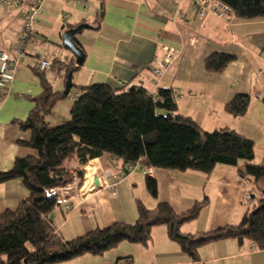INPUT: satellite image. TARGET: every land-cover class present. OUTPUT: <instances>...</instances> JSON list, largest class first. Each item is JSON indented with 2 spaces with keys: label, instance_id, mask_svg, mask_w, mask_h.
<instances>
[{
  "label": "crops",
  "instance_id": "1",
  "mask_svg": "<svg viewBox=\"0 0 264 264\" xmlns=\"http://www.w3.org/2000/svg\"><path fill=\"white\" fill-rule=\"evenodd\" d=\"M64 3L63 0L45 3L36 24L39 34L29 41L13 82L7 88H0V172L11 169L17 156L34 152L21 143L30 141L32 132L22 130L15 122L25 120L34 107V103H29L19 91L24 86L20 81L24 62L27 58L33 59L36 72H39L36 64L41 59L52 62L70 59L76 64L75 55L62 45V34L80 23L90 24L92 34L85 40L78 35L75 37L85 53L83 65L73 72L75 85L143 86L152 94L159 88H169L180 114L193 118L208 131L234 129L253 139L255 148L264 149V17L243 19L233 13L231 19L214 14L201 19L191 0H96L92 5L96 15L91 19L87 11L77 7L81 4ZM27 5L28 0H18L0 9V45L11 54L21 36L22 14ZM64 14L68 17L63 18ZM47 42L57 46L53 59L39 53ZM163 44L180 50V55L156 83L151 66L163 57ZM215 53L231 54L234 59L221 71H209L206 59ZM55 71L57 76L52 86L64 91L67 70L55 67ZM6 89L15 94H8ZM42 91L41 84L38 93ZM72 91L79 90L73 87ZM239 93L251 98L243 116L226 110L227 103ZM10 102L14 103V109H6ZM59 102L47 118L52 125L70 117L72 104ZM19 105L25 113L18 111ZM59 109L66 115L58 116ZM254 162L264 164V158ZM89 164L95 169L93 174L101 176L102 184L86 196L72 193L71 210L75 213L68 214L63 221L54 212L58 232L65 239L115 222H135L138 200L151 209L161 202H169L180 214L206 201L195 219L181 225V231L187 234L208 232L239 224L261 197V180L255 183L252 177L241 174L246 161L238 165L218 164L210 173L154 167L152 177L158 182L156 197L147 191V174L139 170L125 174L129 164L120 158L104 153ZM105 170H111L118 178L115 186H106L107 181L113 183L115 178H105ZM255 188L258 189L257 198ZM28 195L22 179L0 183V211L16 209ZM125 245L103 255L86 253L56 264H122L128 261L129 264H197L169 236L166 225L152 228L147 245ZM253 246L248 239L215 241L200 248L201 263L264 264V249L251 250Z\"/></svg>",
  "mask_w": 264,
  "mask_h": 264
},
{
  "label": "trees",
  "instance_id": "2",
  "mask_svg": "<svg viewBox=\"0 0 264 264\" xmlns=\"http://www.w3.org/2000/svg\"><path fill=\"white\" fill-rule=\"evenodd\" d=\"M222 1L240 18L264 17V0ZM233 59L231 54L215 53L206 59V68L221 71ZM58 62L54 60L52 66L58 68ZM79 67H66V81L69 73ZM39 74L42 93L30 99L34 107L28 117L15 121L22 130L32 132L31 140L21 143L34 152L17 156L11 169L0 172V183L22 179L29 191L16 209L0 211V264H56L86 253L103 255L123 241L147 245L157 225H166L169 236L197 264H202V246L223 239H248L256 249H264V188L257 204L237 225L183 233L181 225L195 219L206 201L180 214L169 202L151 209L138 200L135 222H115L71 239L63 238L51 213L69 196L57 190L78 183L88 163L104 153L127 165L141 162L157 168L205 173L218 164L238 165L245 160L241 174L252 177L255 183L264 179V164H255V141L248 136L230 128L208 131L193 118L180 114L169 88H159L152 94L143 86L73 83L79 91L70 117L52 125L48 116L70 94L55 90L45 75ZM250 101L248 94H236L226 110L243 116ZM146 187L152 196L158 195L157 179L146 175Z\"/></svg>",
  "mask_w": 264,
  "mask_h": 264
},
{
  "label": "built area",
  "instance_id": "3",
  "mask_svg": "<svg viewBox=\"0 0 264 264\" xmlns=\"http://www.w3.org/2000/svg\"><path fill=\"white\" fill-rule=\"evenodd\" d=\"M18 0H0V9L5 8L6 6L13 4ZM48 0H28V5L22 14V31L19 42L14 45V53L11 54L4 50L0 45V88H7L15 79V75L17 70L19 69L27 51V46L29 41L39 34L36 24L39 15L43 12V8L45 3ZM68 3H88L91 0H63ZM193 6L195 8L196 14L199 18L205 19L210 14L217 15L222 18L231 19L233 16L232 8L222 0H191ZM68 17V14H64L63 18ZM163 57L161 59H156L155 63L151 66L152 72L155 77L156 83H159L162 76L168 70V68L177 60L180 55V50L174 48L169 45H162ZM52 66V61L48 59H41L36 64V69L45 72L48 68ZM78 95L75 93L74 98ZM142 171L149 176H153L154 167L151 165H144L141 162H135L128 165L125 174L134 172V171ZM105 178H115V182L109 183L106 182L107 187L115 186L118 178L114 175L111 170L103 171ZM94 177L92 175L91 179H87V175H85L84 184L81 186V190L88 189L94 190L97 186L94 184ZM100 184H102V178L99 176ZM74 185H68L63 187L62 189H58L57 192L62 193L63 195H68L69 198L65 199V209L71 210L73 204L71 202V194L73 192ZM84 190V191H85ZM249 197V196H248ZM251 250H255L256 248L253 246L250 248ZM122 264H129L124 262Z\"/></svg>",
  "mask_w": 264,
  "mask_h": 264
},
{
  "label": "rangeland",
  "instance_id": "4",
  "mask_svg": "<svg viewBox=\"0 0 264 264\" xmlns=\"http://www.w3.org/2000/svg\"><path fill=\"white\" fill-rule=\"evenodd\" d=\"M94 3H96V0H92V1H90L88 3H76L77 5L78 4H81V5H78V6L76 5V6L77 7H80L81 10L87 11V13L89 14V16H91V19H94L95 18V15H96V12L92 9V5H94ZM64 4H68V2H66ZM69 4H71V3H69ZM72 4H74V3H72ZM75 14H76V11H74V16H75ZM91 32H92L91 29L86 28L81 33H79L77 35L79 36V38L85 40L89 35L91 36V34H92ZM62 45H63V42H62ZM42 46L43 47L40 48V52H39L40 55L42 57L52 58V54H53L54 50L57 48L56 44H54L52 42H47V43H43ZM63 47H65V46H63ZM8 52L9 53H12V52H10V50ZM32 62H34L33 59L31 60V58H27L26 59V62H24V66L20 70V72H23V74H24L23 76L20 75L22 77V79L20 81H22V83L24 84V86H22L21 90H19V91H21V94H23V97L25 99H27L29 103L32 102L30 100L32 97H36V96L40 95L39 94L40 92L38 93V91H40V85L42 84V81H41V76H40L39 73L44 74L45 77L49 80V82L52 85H53V82L56 81L55 79H56V76H57L56 75L57 73L55 71L54 65L52 67L48 68L45 72H36L35 71V66H34V64ZM74 64H75V61L74 60H70V59H67L66 60V63L58 62V66L59 67H63V68H66L67 66L74 65ZM29 89L31 90V92H29ZM11 92H12V90H10V91L7 90V93L8 94H10ZM74 93L75 92L72 91L70 93V95H69L68 98L63 99L60 102H64V103H68V104H73V102L75 100L74 99V96H75ZM14 94L15 93L12 92V95H14ZM10 108L11 109H14V103L13 102H10L9 105L6 107V109H10ZM18 108H19L18 111H20V113H22V114L25 113V111H22V106L21 105H19ZM53 114H55V113H53ZM56 114H58V116H64V115H66L64 113V110L63 109H59V112L56 113ZM49 119L51 120V117ZM256 151H257V153H256ZM263 158H264V149L261 150V149H259V147H256L255 148V160L256 161H258V160L261 161V160H263ZM244 161L245 160H241L240 162H244ZM255 164H259V163H256L255 162ZM88 166H91V164L88 163V165L84 168V170H85L84 177L82 179L78 180V183L73 184L74 185L73 192H72L73 195H75V194H84L86 196V195H88L89 193H91V192H93L95 190V189L94 190H88V189L81 190L80 189L81 186L84 184L85 175H87V179H90V176L89 175H91V174L89 173V171L87 169ZM122 177H123V174L121 175V178ZM145 183H146V180H145ZM259 187L264 188V179H262L260 181ZM142 190L144 192H146V188L143 187ZM147 191H148V189H147ZM255 195H256L255 197L257 198L258 189H256V188H255ZM244 203L247 204V200L244 201ZM55 212H56L57 215L61 216V219L63 221L66 216L68 217L69 215L74 214L75 213V210H66L65 209V204H64L62 206L57 207L55 209ZM76 212L78 213L77 209H76ZM125 244H131V242H129V241H123L119 245H117L119 247L116 246V247L112 248L111 250H114L115 248H121L122 246H127ZM92 264H95V263H92Z\"/></svg>",
  "mask_w": 264,
  "mask_h": 264
},
{
  "label": "water",
  "instance_id": "5",
  "mask_svg": "<svg viewBox=\"0 0 264 264\" xmlns=\"http://www.w3.org/2000/svg\"><path fill=\"white\" fill-rule=\"evenodd\" d=\"M91 27L92 26L88 23H80L72 28H69L62 34L63 45L75 55L76 64L78 66L83 65L85 61V53H84L83 48L75 40V37L77 34L81 33L84 29L91 28ZM72 76H73V73L70 72L67 77L65 89L63 91L64 95H68L71 93V90L73 88ZM94 184L97 187L100 186V179H99V176L97 175L94 177ZM51 217L52 218L55 217V213H51Z\"/></svg>",
  "mask_w": 264,
  "mask_h": 264
},
{
  "label": "bare ground",
  "instance_id": "6",
  "mask_svg": "<svg viewBox=\"0 0 264 264\" xmlns=\"http://www.w3.org/2000/svg\"><path fill=\"white\" fill-rule=\"evenodd\" d=\"M89 168H91V169H89ZM87 169H88L89 173L91 174V175H89L90 179H91L95 169H93L92 165L88 166Z\"/></svg>",
  "mask_w": 264,
  "mask_h": 264
}]
</instances>
